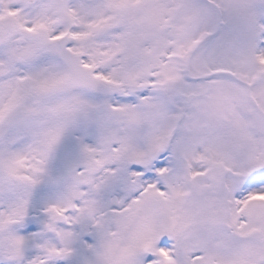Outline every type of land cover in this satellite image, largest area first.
Segmentation results:
<instances>
[{
	"label": "snow or ice",
	"instance_id": "obj_1",
	"mask_svg": "<svg viewBox=\"0 0 264 264\" xmlns=\"http://www.w3.org/2000/svg\"><path fill=\"white\" fill-rule=\"evenodd\" d=\"M0 264H264V0H0Z\"/></svg>",
	"mask_w": 264,
	"mask_h": 264
}]
</instances>
